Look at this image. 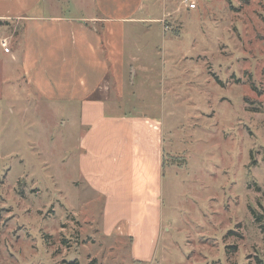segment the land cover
Returning a JSON list of instances; mask_svg holds the SVG:
<instances>
[{"label": "rangeland", "instance_id": "rangeland-1", "mask_svg": "<svg viewBox=\"0 0 264 264\" xmlns=\"http://www.w3.org/2000/svg\"><path fill=\"white\" fill-rule=\"evenodd\" d=\"M145 1L165 9L145 102L162 109L173 147L151 258L103 236L101 200L77 178L78 111L30 90L1 37L0 264H264V0Z\"/></svg>", "mask_w": 264, "mask_h": 264}, {"label": "crops", "instance_id": "crops-1", "mask_svg": "<svg viewBox=\"0 0 264 264\" xmlns=\"http://www.w3.org/2000/svg\"><path fill=\"white\" fill-rule=\"evenodd\" d=\"M72 1L79 17L62 15L56 0H0V38L10 48L2 52L40 99L78 111L77 178L101 200L103 236L126 239L130 258L147 261L161 220L165 158L173 157L162 109L148 105L143 91L156 88L155 57L162 61L164 49L153 39L162 43L165 31L151 30H163L165 9L149 12L145 0ZM15 37L20 48L11 46Z\"/></svg>", "mask_w": 264, "mask_h": 264}, {"label": "built area", "instance_id": "built-area-1", "mask_svg": "<svg viewBox=\"0 0 264 264\" xmlns=\"http://www.w3.org/2000/svg\"><path fill=\"white\" fill-rule=\"evenodd\" d=\"M185 6L189 9L194 8L195 7V3L192 0H183ZM1 45L4 47V50L7 52L8 48H7V41L6 39H2L1 40Z\"/></svg>", "mask_w": 264, "mask_h": 264}, {"label": "trees", "instance_id": "trees-1", "mask_svg": "<svg viewBox=\"0 0 264 264\" xmlns=\"http://www.w3.org/2000/svg\"><path fill=\"white\" fill-rule=\"evenodd\" d=\"M250 89L252 91L256 92L257 94H259V91L256 90V87H255V85L252 82L250 83ZM252 111H255V109H252ZM92 263H93V261L90 264H92Z\"/></svg>", "mask_w": 264, "mask_h": 264}]
</instances>
